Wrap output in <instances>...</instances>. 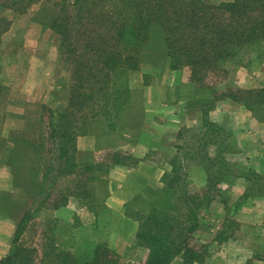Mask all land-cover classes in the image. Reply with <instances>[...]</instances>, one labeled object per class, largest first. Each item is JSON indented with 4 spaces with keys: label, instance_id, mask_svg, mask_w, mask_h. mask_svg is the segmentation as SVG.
I'll return each instance as SVG.
<instances>
[{
    "label": "trees",
    "instance_id": "trees-1",
    "mask_svg": "<svg viewBox=\"0 0 264 264\" xmlns=\"http://www.w3.org/2000/svg\"><path fill=\"white\" fill-rule=\"evenodd\" d=\"M32 1H21L16 12L26 13ZM48 3L41 24L58 36L60 59L72 63L68 105L56 111V121L49 122L50 135L44 132V124L38 126V140L31 139L27 129L25 135L15 134L9 159L17 184L16 160L31 154L35 157L33 162H37L39 169L33 168L35 174L27 188H36L39 196L36 210L49 207L45 204L54 195L50 208L68 205L71 199H76L98 216L97 209L103 206L105 195L100 174L110 165L96 159L80 162L78 138L93 134L95 122L105 135L120 130L117 124L130 104L133 91L130 74L147 61H155L163 69L189 68L193 79L202 80L225 61L238 56L247 45L264 43V0L221 4L204 0H49ZM226 98L244 104L258 116L256 108L264 105V87L232 89ZM214 105L215 101L206 103L207 124L212 122L205 116ZM43 107L46 108L44 104ZM47 139L53 143L49 149ZM110 155L114 156L113 164L123 162L119 153L109 150L108 158ZM172 165V170L164 176L163 186L146 188L125 206V215L138 222L132 238L135 249H146L141 260L129 264H170L176 257H182L184 264H192L209 254V244L200 243L196 234L203 224L201 213L215 199L214 195L209 196L214 193V185L202 191L183 186L177 165ZM219 165L221 175L230 171L227 160L223 159ZM243 173L258 187L263 185L260 173L252 172L256 179ZM68 174L72 179L66 186H60L59 180ZM215 176L209 177L215 179ZM222 177H216L217 182ZM5 196L0 199V211L9 213L3 201ZM29 213L32 219L34 214ZM26 226L19 222L13 241L15 248L0 258V264L34 263L23 239ZM221 235L216 239H221ZM51 242L54 240L47 246ZM42 262L126 264L106 242H99L85 260L73 250L53 244L51 251H44Z\"/></svg>",
    "mask_w": 264,
    "mask_h": 264
},
{
    "label": "rangeland",
    "instance_id": "rangeland-1",
    "mask_svg": "<svg viewBox=\"0 0 264 264\" xmlns=\"http://www.w3.org/2000/svg\"><path fill=\"white\" fill-rule=\"evenodd\" d=\"M21 1L28 0H0V150L4 146H9L11 149L14 146L13 138L6 140L2 136L5 124L7 131L10 128L11 133L15 130L27 129L33 140H38L39 124H44V132L50 135L49 122L56 121L54 117L56 111L68 105L73 82L72 63L60 59L58 36L53 30L43 28L41 24V21L45 20L43 14L44 10L48 9L49 0H33L27 6L29 10L23 14L15 10L20 6ZM204 1L221 4L233 0ZM130 80L133 91L130 95V104L127 105L121 121L117 124L120 130H111L110 135H105L101 132L98 122H95L93 134L81 135L78 138L80 162L96 159L110 165L108 170H103L100 174L102 193L105 194L104 197L102 196L104 202L113 187L109 173L116 165L113 164L114 156L110 155L108 158L109 150L121 155L119 159L123 162L117 164L130 165L140 161L145 163L147 157L154 158L158 166L166 162L170 165L175 163L181 174L183 186L187 185L192 190L202 191L214 185V193L209 196L214 195L222 199H225L226 194L222 193L220 185L228 180L230 182L235 171L246 172L256 179V175L252 172H259L250 166L238 164L233 159L234 163L228 161V156L231 158L230 155H234L240 148L238 143L232 141L226 144L228 137L238 139L245 144L246 141L250 142L249 132L232 129V122L226 116L219 122L207 124L204 120V110L207 102L216 103L228 99L226 93L229 90L264 87V43L247 45L238 56L225 61L202 80L193 79L189 68L163 69L155 61H147L140 70L132 72ZM168 104L176 107L165 116V113L160 111ZM256 111L261 118L257 117L264 120V105L258 106ZM205 117L210 120V111ZM153 124L156 131L153 130ZM127 126L130 127L125 128ZM6 134L8 133L5 132ZM180 138L184 140L183 144L178 143ZM154 143H157L156 149L154 151L151 149L146 154L145 150ZM52 146L53 143L48 140L46 148ZM24 150H27V146ZM31 151L34 152L35 149ZM47 156L49 157L50 154ZM141 158L143 159L140 160ZM223 159L227 160L231 168L221 175L219 164ZM16 161L19 173L17 184L11 194H4L6 196L3 201L7 203L6 211L22 225H27L23 239L29 248L33 264H42L44 251H51L53 244L60 249L73 250L81 260L91 257L99 242H106L112 249L118 248L122 254H120L121 260L126 264L141 260L145 256L146 249L141 247L135 249L132 240L131 232L137 229V221L128 225L129 231L125 230L128 239H119L113 235L117 227L104 224L107 222L106 219L101 223L97 222L93 215L96 213L88 211L86 205L76 199L70 200L77 212L74 220L70 222L56 218L52 214L54 208L50 206L54 202V195L45 204L49 207L44 206L41 210H36L39 197L36 188H27L31 185L35 174L33 168L36 171L38 168L37 162H33L36 159L31 154L30 157L26 155ZM238 167L241 169L235 170ZM210 172L216 175L215 179H210ZM144 173L151 172L147 169ZM158 174L152 173V181L149 182L151 184L144 187L163 186L165 174L161 181H158ZM224 175L225 177H222ZM219 176L223 180L217 182L216 177ZM70 177V174L63 176L59 180L62 182L60 186H66L72 179ZM148 180V177L147 179L144 177V180L139 179V183L143 186ZM55 190L58 191V186ZM97 211L100 215L104 211L103 207L99 206ZM206 211L208 208L201 213V219L204 218ZM29 212L34 214L32 219ZM202 221L203 224L196 234L197 237L200 234L198 238H206L208 235L206 225L208 221L204 219ZM86 223L87 226H84ZM102 224L103 232L97 236L98 227ZM111 235L113 245L108 241ZM51 239L55 243L51 242L47 246ZM14 248L13 243L11 251Z\"/></svg>",
    "mask_w": 264,
    "mask_h": 264
},
{
    "label": "crops",
    "instance_id": "crops-1",
    "mask_svg": "<svg viewBox=\"0 0 264 264\" xmlns=\"http://www.w3.org/2000/svg\"><path fill=\"white\" fill-rule=\"evenodd\" d=\"M215 104L210 111L211 122H219L226 116L232 122V129L238 132H249L250 142L246 141L245 144L238 139L228 137L226 144L232 141L240 146L234 155H230L231 158L228 156V161L232 162L233 159L238 164L248 165L264 178V120L259 119L244 104L230 99L217 101ZM174 107L176 105H165L160 112L165 113V116L169 115ZM155 124H153V130L156 131ZM6 127L5 124L2 129V136L6 140L15 134H26L25 128L11 133L10 128L7 131ZM5 132L8 134L5 135ZM231 134L232 132H230ZM178 143L183 144L184 140L180 138ZM156 146L157 143L150 144L145 150L146 154L151 149L154 151ZM10 153L11 147L9 146H4L0 150V199L4 194H11L16 185L14 169L9 162ZM145 160L147 163L140 161V163L130 165L116 164L111 168L109 177L113 184L112 190L102 206L104 211L97 217L94 216V219H97L99 223L106 219L107 222L104 224L117 227V231L114 230L113 235L119 239H128L127 226L136 222L125 215L126 204L135 194L145 189V185L151 184L149 182L152 179V173H159L157 178L158 181H161L163 175L172 169L169 162L158 166L154 162V158L147 157ZM147 169L151 172L150 174L144 173ZM240 169L238 167L235 170ZM233 175L230 182L228 180L220 185L222 193L226 194L225 199L215 197L204 214L203 219L208 221L206 224L207 237L198 238L200 234L197 237L200 243L209 244V254L205 259L192 264H264V183L258 187L242 171H235ZM144 177L146 179L148 177L149 180L142 186L139 179L144 180ZM154 182H156L155 179ZM51 212L54 217L67 222L73 221L77 213L71 202ZM18 224L19 221L10 213L0 211V258L10 253ZM84 226H87V223ZM98 228L99 231L96 235L100 236L104 229L103 224ZM221 233V239H216ZM131 234L133 237L134 232ZM112 239V235L109 236L108 241L111 245H113ZM115 250L121 254L118 248ZM170 264H184V259L176 257Z\"/></svg>",
    "mask_w": 264,
    "mask_h": 264
}]
</instances>
